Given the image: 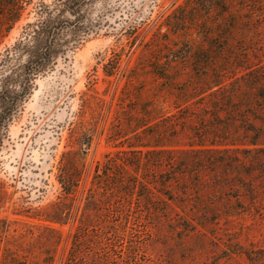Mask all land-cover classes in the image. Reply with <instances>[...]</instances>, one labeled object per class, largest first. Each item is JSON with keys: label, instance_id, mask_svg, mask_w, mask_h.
<instances>
[{"label": "trees", "instance_id": "1", "mask_svg": "<svg viewBox=\"0 0 264 264\" xmlns=\"http://www.w3.org/2000/svg\"><path fill=\"white\" fill-rule=\"evenodd\" d=\"M197 1L188 0L169 17L170 32L188 37L187 45L170 50L166 62L154 71L164 81L159 88L166 94L164 102L176 95V114L166 116L153 98L141 109L133 108L136 114L127 118L128 131L134 135L129 150L109 154L97 164L79 210V225L60 264H122L97 213L102 207L113 215L122 206L123 195L160 205L157 209L175 220L170 214L172 201L184 213L179 219L192 231L264 210V18L256 16L264 2L240 0L242 10L234 13L236 0H204L201 11ZM33 2L0 0V45ZM81 2L38 3L35 22L0 55V147L36 77L54 61L60 34L66 29L81 31ZM68 12L74 20L66 16ZM192 30H197V38ZM252 56L260 59L257 64ZM117 127L109 135L113 141L123 132ZM178 138L177 145L170 142ZM91 142L92 136L82 133L74 143L80 151L62 156L57 178L66 199L80 187L85 172L80 153H86ZM60 206L64 205L52 208ZM63 213L46 217L62 223ZM53 253L7 254L4 264H55Z\"/></svg>", "mask_w": 264, "mask_h": 264}, {"label": "rangeland", "instance_id": "2", "mask_svg": "<svg viewBox=\"0 0 264 264\" xmlns=\"http://www.w3.org/2000/svg\"><path fill=\"white\" fill-rule=\"evenodd\" d=\"M56 1L34 0L0 45V55L35 22L38 3ZM187 2L82 0L81 31L66 29L60 34L54 61L36 77L0 147V264L7 254L44 250H54L55 264H60L79 225V210L97 164L109 154L129 150L134 135L128 131L127 118L136 114L133 108L141 109L143 102L153 98L166 116L176 114V95L164 102L166 94L159 91L164 81L154 71L166 62L170 50L187 45L188 37L167 27L169 17ZM197 2L199 11L204 10V0ZM232 10H242L240 0ZM66 16L74 20L71 13ZM256 16L264 18V10ZM196 31L192 30L197 38ZM255 58L257 64L260 59ZM115 126L123 132L113 141L109 135ZM82 133L92 136L86 153H80L85 172L75 196L66 199L57 178L59 166L64 153L80 151L74 143ZM170 142L177 145L180 140ZM137 199L123 195V204L116 205L113 215L102 207L97 213L99 226L113 239L115 257L122 264H264V210L192 231L179 219L184 213L172 201L170 214L175 220L165 217L157 209L160 205ZM56 203L64 206L54 210ZM61 210L65 212L62 223L47 219L46 214ZM57 238L59 243L53 244Z\"/></svg>", "mask_w": 264, "mask_h": 264}]
</instances>
